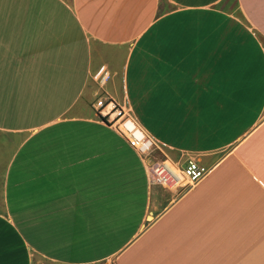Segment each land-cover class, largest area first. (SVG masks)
I'll return each instance as SVG.
<instances>
[{
    "label": "crops",
    "instance_id": "crops-1",
    "mask_svg": "<svg viewBox=\"0 0 264 264\" xmlns=\"http://www.w3.org/2000/svg\"><path fill=\"white\" fill-rule=\"evenodd\" d=\"M0 264H264V0H0Z\"/></svg>",
    "mask_w": 264,
    "mask_h": 264
},
{
    "label": "built area",
    "instance_id": "built-area-1",
    "mask_svg": "<svg viewBox=\"0 0 264 264\" xmlns=\"http://www.w3.org/2000/svg\"><path fill=\"white\" fill-rule=\"evenodd\" d=\"M119 130L126 136L120 128ZM126 138L135 147V144L127 136ZM210 170L211 167L202 165L195 158L188 159L183 168H180L170 160H162L153 168V180L151 179V183L161 185L171 193H179L193 187Z\"/></svg>",
    "mask_w": 264,
    "mask_h": 264
},
{
    "label": "rangeland",
    "instance_id": "rangeland-1",
    "mask_svg": "<svg viewBox=\"0 0 264 264\" xmlns=\"http://www.w3.org/2000/svg\"><path fill=\"white\" fill-rule=\"evenodd\" d=\"M100 77H101L100 72H97L94 75H92V82L95 83V85H90L89 86L90 90L86 91L85 94L86 104L89 105L90 107L93 104L95 108L102 113H106L107 111H111V112L113 111V113L116 114L115 117L113 118V123L116 122L117 127L120 128L118 124L120 122L118 121L131 119V117L129 116L130 112H127L126 108L121 103L120 104L114 103L112 98H110L109 95H107V93L111 91L110 88L112 87L107 88L106 85H104L103 87H100L98 85L97 82ZM93 93L95 94L93 95ZM113 104L116 105L113 106ZM108 106H110L109 107L110 109H107ZM146 137L148 139L149 147L143 151L140 150V152L144 156L146 162H148V166L150 169V177L153 180V168L158 164V162L163 160L161 158H163L162 156L164 155L162 154L160 149L156 146V144L153 141H151V139L147 135ZM152 185L156 186L159 189V191H161V193L164 194L171 193L168 190L164 189L161 185L158 184H152Z\"/></svg>",
    "mask_w": 264,
    "mask_h": 264
},
{
    "label": "bare ground",
    "instance_id": "bare-ground-1",
    "mask_svg": "<svg viewBox=\"0 0 264 264\" xmlns=\"http://www.w3.org/2000/svg\"><path fill=\"white\" fill-rule=\"evenodd\" d=\"M110 106H108L107 109H110L109 108ZM118 122H120L118 124L121 130L135 144V147L138 150L143 151L149 147L148 139L146 135L141 131V129L138 126H136V124L131 119L124 120V121H118ZM162 171H165V170H162ZM165 172H168V171H165Z\"/></svg>",
    "mask_w": 264,
    "mask_h": 264
},
{
    "label": "trees",
    "instance_id": "trees-1",
    "mask_svg": "<svg viewBox=\"0 0 264 264\" xmlns=\"http://www.w3.org/2000/svg\"><path fill=\"white\" fill-rule=\"evenodd\" d=\"M101 119L104 120V121H106V118L105 117H102Z\"/></svg>",
    "mask_w": 264,
    "mask_h": 264
}]
</instances>
